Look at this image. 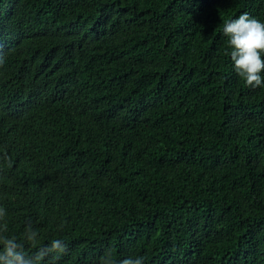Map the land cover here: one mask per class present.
<instances>
[{
  "label": "trees",
  "instance_id": "trees-1",
  "mask_svg": "<svg viewBox=\"0 0 264 264\" xmlns=\"http://www.w3.org/2000/svg\"><path fill=\"white\" fill-rule=\"evenodd\" d=\"M245 12L264 0H0L5 235L63 240L45 264H264V86L222 32Z\"/></svg>",
  "mask_w": 264,
  "mask_h": 264
},
{
  "label": "clouds",
  "instance_id": "clouds-1",
  "mask_svg": "<svg viewBox=\"0 0 264 264\" xmlns=\"http://www.w3.org/2000/svg\"><path fill=\"white\" fill-rule=\"evenodd\" d=\"M223 35L227 38L226 52L232 61L233 69L247 87L264 86V22L241 13L234 19L224 22ZM9 167L11 158L3 157ZM6 210L0 207V264H45L47 258L58 260L61 254L67 252V245L61 239H53L48 244L38 245V232L31 224L25 226L24 243L15 236H7L8 225L5 221ZM25 244L36 246L31 255L24 251ZM38 245V246H37ZM143 257H127L119 264H143ZM100 264H117L111 251L105 253Z\"/></svg>",
  "mask_w": 264,
  "mask_h": 264
}]
</instances>
